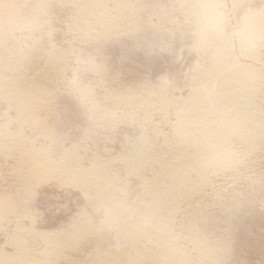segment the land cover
I'll list each match as a JSON object with an SVG mask.
<instances>
[{"label":"bare ground","instance_id":"6f19581e","mask_svg":"<svg viewBox=\"0 0 264 264\" xmlns=\"http://www.w3.org/2000/svg\"><path fill=\"white\" fill-rule=\"evenodd\" d=\"M28 1L0 0V49L9 57L0 65V100L7 110L0 158L26 178L27 186L52 179L78 189L100 220L79 212L63 230L38 231L32 212L20 213L17 201L0 197V222L14 219L12 233L0 245V264L214 263L216 250L198 232L196 215L226 188L242 180L252 184L250 172L264 161V0H184L191 49L198 57L188 70L185 96L170 95L164 81L100 96L78 88L96 118L108 124L126 120L139 136L115 158L93 153L84 159L72 152L56 160L29 138L51 140L56 107L47 83L72 69L58 48L41 50L43 41L36 39L27 50L15 38L16 30L25 27L29 34L43 24L35 19L25 24L20 8ZM36 1L38 14L53 2ZM56 1L72 6L68 25L81 39L117 37L139 19V0ZM149 127L151 135L145 136ZM120 169L139 180L138 200L122 196L121 180L116 182ZM187 220L190 235L187 226L186 232L178 230Z\"/></svg>","mask_w":264,"mask_h":264},{"label":"rangeland","instance_id":"374dc122","mask_svg":"<svg viewBox=\"0 0 264 264\" xmlns=\"http://www.w3.org/2000/svg\"><path fill=\"white\" fill-rule=\"evenodd\" d=\"M52 1L46 4L43 14H38L40 10H37L36 0L21 6L20 13L24 21L29 23L35 19L43 24H40L41 28L30 30L29 34L25 27L16 30L15 38L27 50L36 39L43 41L41 50H48L49 45L58 48L72 70L66 76L47 83L55 96L56 107H53L56 110L51 114L55 129L50 136L52 141L44 137L45 140L33 137L28 130L25 133L31 136L29 139L35 146H42L47 151L50 160L72 152L84 159L93 153L106 158L123 155L131 148L127 147L128 144L131 146L137 140L139 131L135 126L125 123L126 120L119 119L116 123L108 124L96 118L89 108L88 99L84 96L83 99L81 95L84 93L81 94L79 89L84 92L88 89L87 93L100 96L104 91H122L143 84L158 86L164 81L170 95L175 98L184 97L187 73L198 59L196 52L191 49L193 42L189 34L192 25L189 24L191 18L187 14V0H139L140 13L136 26L117 37L93 41L83 37L81 39V35L69 28L74 14L71 5ZM229 17L233 23L232 13H229ZM44 21L49 23L46 22V25ZM8 58L0 49V65H6L4 62L8 63ZM1 68L4 70V67ZM72 77L75 78L74 86L70 82ZM5 111V104L0 100V125L4 123ZM10 114L14 116L12 111ZM10 127L14 129L15 125ZM144 135H151V127L144 131ZM84 164L87 165V161ZM113 166L120 167L119 161L114 162ZM117 174L119 180L116 182L122 181L117 185L121 183L124 193L128 192L126 195L122 191V196L138 200L141 189L139 180L134 176L129 178L123 169L117 171ZM250 175L254 177L255 183L248 185L247 181L242 180L235 187L226 188L219 201L209 199L200 214L196 215L194 224L198 232L216 250L213 254L215 256H212L216 261L213 263L210 260L205 264H264V161L256 163ZM51 180L44 179L41 184L27 186L26 178L15 173L14 166L4 163L0 158V197L10 198L14 203L17 201L20 213L32 212L35 221L33 227L36 230H63L79 212L87 213L98 223L99 215L91 209L89 200L85 196L83 198L78 189ZM20 199H23V204ZM10 221L8 225L0 222V245L12 233L13 217ZM22 223L31 226L28 219H22ZM188 223V220L180 222L178 230L186 232L184 228L187 226V235H190Z\"/></svg>","mask_w":264,"mask_h":264}]
</instances>
